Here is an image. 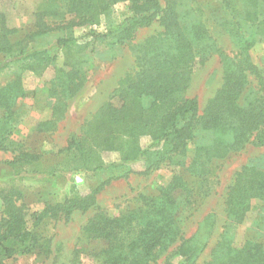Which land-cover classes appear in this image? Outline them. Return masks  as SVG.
<instances>
[{
    "label": "trees",
    "instance_id": "16d2710c",
    "mask_svg": "<svg viewBox=\"0 0 264 264\" xmlns=\"http://www.w3.org/2000/svg\"><path fill=\"white\" fill-rule=\"evenodd\" d=\"M116 4H126L130 15L111 27ZM218 4L213 22L238 42L231 56L209 43L207 28L199 17L189 23L183 21L188 12L181 10V0H43L34 14L33 31L21 38L0 12V65L10 72L14 67L11 79L0 87V150L5 151L9 150L6 140L16 118V102L26 97L23 72L40 77L47 68L54 69L47 89L51 118L39 124L40 131L56 127L67 101L86 81L83 67L88 60L80 53L87 43L80 45L69 37L57 39L52 53L50 49L28 48L34 38L50 31L46 19L66 22L70 29L89 27L94 41L110 37L120 45L129 44L138 29L155 22L162 28L161 33L130 45L136 71L118 81L110 99L84 122L79 135L69 138L63 150L70 157V170L96 173L106 168L112 170L111 177L84 196L73 194L62 202L47 204L30 215V225L27 210L20 203V189H0V264L16 254L40 249V224L93 208L97 194L110 180L132 174L148 176L166 165L184 174L173 176L155 194L138 195L134 204L116 217L96 214L82 234L87 240L103 243L101 249L90 252L95 264H159L172 247V255L185 256L178 264H196L200 250L193 240L182 237L180 206H193L197 194L201 198V193L208 194L216 184L215 162L246 145L264 147V77L249 54L255 42L264 40V0H219ZM102 20L109 21L105 33H94L92 28ZM244 29L249 32L247 38L243 37ZM60 52L62 64L55 67ZM214 53L222 65V85L199 112L197 99L188 98L186 91L195 65H202ZM250 77L255 83L252 88ZM142 138L149 139L145 147L140 144ZM189 145L193 152L187 161ZM103 153H117L118 161L105 166ZM30 160L34 157L23 151L15 156V164ZM135 163H142V170L136 172L130 167ZM252 200L264 203V171L249 164L227 187V228L243 222ZM260 236L249 237L240 248L222 241L204 264H264V239ZM43 249L48 250L45 245ZM169 258L162 264H174ZM76 259L71 264H80Z\"/></svg>",
    "mask_w": 264,
    "mask_h": 264
},
{
    "label": "rangeland",
    "instance_id": "374dc122",
    "mask_svg": "<svg viewBox=\"0 0 264 264\" xmlns=\"http://www.w3.org/2000/svg\"><path fill=\"white\" fill-rule=\"evenodd\" d=\"M43 0H0V12L4 14L9 28L18 31L16 37L21 38L33 31L34 14ZM219 0H181L183 21L191 22L195 17L205 24L209 35V43L221 52L231 56L238 48V42L228 32L213 22L214 8ZM130 13L126 4H116L112 8L110 26L117 27ZM230 19V18H229ZM69 18H66V21ZM50 31L36 37L28 48L50 49L59 38L73 37L78 44L87 46L81 52L88 60L83 67L86 81L75 96L67 101L65 114L51 131H40L39 124L51 118L50 104L47 95L49 80L53 76V66L47 68L38 77L31 72L22 73V87L26 97L18 99L15 105L14 119L10 135L6 144L9 150H0V189L17 187L22 193L20 203L27 210L29 225L30 215L40 212L47 204L62 202L73 194L84 196L94 189L100 182L112 175L111 169L104 168L96 173L74 172L67 152L63 150L73 135H79L82 125L97 109L110 99L116 89L118 81L127 74L136 71L135 59L129 47L144 41L153 34L162 32L159 23H153L147 28L138 29L128 44H114L109 38H92L89 27L68 28L66 22L46 19ZM109 21L102 20L94 26V33H105ZM248 30H243V37H248ZM16 39V38H15ZM254 66L264 77V40L255 42L249 51ZM2 59L0 58V64ZM62 64L61 52L58 54L56 66ZM14 70V67H13ZM12 70V72H13ZM12 72L0 65V87L5 85L12 76ZM251 88L254 86V79ZM222 85V65L219 56L211 54L201 65L196 64L186 91L188 98H196L199 112H202L208 99ZM117 105L116 99L111 100ZM149 139L142 138L141 146L148 145ZM23 151L34 157V160L15 164V156ZM14 152V153H13ZM193 146H188L187 161L192 157ZM101 159L105 166L118 161L117 153H103ZM253 165L264 171V147L246 145L242 150L230 154L222 161L212 166L215 185L202 197L196 196L197 202L193 206H180V220L183 239L193 240L198 245L200 254L196 264H204L211 260L215 248L222 241L230 246L240 248L251 236L264 239V203L251 201L250 211L243 222L233 229L227 228L224 196L227 187L231 185L235 174L244 165ZM130 167L139 172L142 163H135ZM177 167L163 166L158 171L148 175L132 174L121 179H112L98 194L96 205L85 211H76L68 219L59 217L46 220L37 228L40 249L29 254H16L5 261V264H71L74 258L80 264H95L96 259L90 255L91 251L101 249L102 242L85 239L83 227L96 214L102 213L109 217H116L128 210L138 195L155 194L160 188L166 187L173 176L183 175ZM179 195V194H178ZM0 205V218L2 217ZM48 249L45 251L43 247ZM172 247V246H171ZM174 247L170 248L159 260V264L170 257L174 264L182 263L185 256L179 253L172 255ZM171 254V255H170ZM77 255V256H75Z\"/></svg>",
    "mask_w": 264,
    "mask_h": 264
}]
</instances>
